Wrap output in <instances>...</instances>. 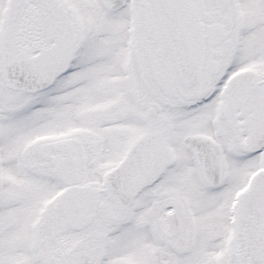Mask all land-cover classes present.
Instances as JSON below:
<instances>
[{"label":"snow or ice","instance_id":"obj_1","mask_svg":"<svg viewBox=\"0 0 264 264\" xmlns=\"http://www.w3.org/2000/svg\"><path fill=\"white\" fill-rule=\"evenodd\" d=\"M0 264H264V0H0Z\"/></svg>","mask_w":264,"mask_h":264}]
</instances>
